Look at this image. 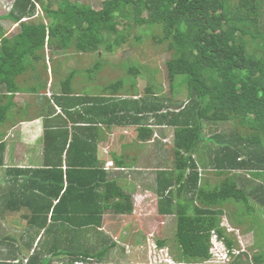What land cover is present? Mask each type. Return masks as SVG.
Returning a JSON list of instances; mask_svg holds the SVG:
<instances>
[{"label": "trees", "instance_id": "obj_1", "mask_svg": "<svg viewBox=\"0 0 264 264\" xmlns=\"http://www.w3.org/2000/svg\"><path fill=\"white\" fill-rule=\"evenodd\" d=\"M62 2L56 10L47 6L49 20L45 23L21 21L33 15L35 3L15 0L9 18L19 22V30L6 37L0 28V86L5 90L0 94V125L10 111L9 102L15 93H38L44 87V80H38L32 71L44 60L47 74V56L51 60L70 53L78 57L97 55L101 50L112 53L125 44L132 46L131 32L136 36V28L161 25V34L154 36L152 42L166 46L170 53L165 61L166 78L174 90L175 77H184L186 100H173L150 87L126 96L119 93L118 82L104 88L101 96L89 95L82 100L93 108L103 101L118 100L123 125L140 124L145 112L147 119L152 117L153 127L172 128V144L167 145L166 153L171 166L159 171L157 194L158 212L176 219L174 242L156 238L155 244L167 245L177 264H205L210 257L212 233L231 251L235 241L221 226L226 204L240 203L248 213L255 211L256 206L264 208V0H103L97 8L90 3ZM26 71L29 76L23 77ZM86 71L90 73L89 69ZM52 73L55 74L53 69ZM74 76L70 72L65 78L57 98L68 115L71 110L67 109H76L79 100L71 97ZM28 79L35 82L23 85ZM138 95L142 99L138 100ZM4 98H8L6 103ZM144 98L146 102L151 100L145 111ZM114 119L109 116L107 121L111 124ZM225 123L231 125L230 129L218 131ZM140 127L137 139L146 141L154 135V130ZM207 128L212 131L208 136ZM203 129L210 144L201 150ZM53 134L49 127L44 129V166L48 169L45 172L52 175L54 184L50 187H54V192L46 207L33 212L30 225L45 226L52 207L51 226L67 222L75 237L84 229L100 227L106 210L116 215L131 214L130 194L117 181L107 180L103 168L91 161L95 150L90 144L74 136L68 142L67 133L55 141ZM3 147L0 143V152ZM198 150L202 153L200 158L195 154ZM64 152L68 163L65 179L61 169ZM56 158L58 163L52 161ZM210 172L218 179L214 185L205 178ZM39 191L47 195L48 186L42 185ZM22 198H26L24 194ZM52 199H57V203L53 204ZM64 206L69 209L63 211ZM51 231L49 226L44 229V233ZM112 245L68 246L74 250L70 257L81 260L70 263L88 264L91 259L102 262ZM259 254L248 257L241 252L230 264H264V257ZM27 264H50V260L35 252Z\"/></svg>", "mask_w": 264, "mask_h": 264}, {"label": "crops", "instance_id": "obj_2", "mask_svg": "<svg viewBox=\"0 0 264 264\" xmlns=\"http://www.w3.org/2000/svg\"><path fill=\"white\" fill-rule=\"evenodd\" d=\"M1 1L2 10L5 12L0 13V20L9 22V25L5 29L0 24V28L4 36L9 37L19 30V22H14L9 18L15 0ZM33 1L35 3L33 15L22 18L21 21L43 20L46 23L49 20L45 13L47 6L51 10H56L63 3V0ZM69 1L93 5L87 0ZM94 7L97 8L99 5ZM82 55L86 54H81L80 58ZM47 60V75L51 73L54 76L52 68L48 65L51 62L49 56H47ZM33 82L35 81L28 79L23 81V85H31ZM54 82L55 79L49 75L45 82H42L44 87L40 88L38 93L22 92V90L15 93L9 102L10 123L6 128L4 126L5 129L2 127L0 129V136H2L0 143L4 145L3 151L0 152V264H27L35 252H39L42 258L50 260V264H71V260L75 262L76 259L70 257L74 250L68 246L74 244L83 245L85 248L90 245L113 244L114 247L101 260L102 262L91 259L88 260V264L90 262L91 264H142L134 262V260L126 262L124 259H132L134 255L137 258L141 253L145 255L146 251H143L145 242L153 230L159 229L160 234L155 231L157 237L167 240L166 233L163 231L168 226L171 227L172 222L173 229L176 225L174 215L158 212L157 186L158 179H160L158 173L171 166H169L170 161L166 154L167 144L164 141L171 136L165 135L166 128L170 127H153L152 117L149 116L147 119L145 112L144 119L139 122L140 124L137 122L123 125L122 119H119V116L122 115V108L121 104H118V100L108 103L103 101L100 104H97L99 102L97 100L95 108L91 103L82 100L83 97L89 95L101 96L102 91L99 93H76L73 91L74 94L72 93L71 97H79V100L76 109H67V112L71 110V115H68L62 107L61 100L57 99L61 95L63 82L59 87ZM4 91V88L0 86V94H3ZM137 99H142V96L138 95ZM7 101L8 98L3 99V103ZM150 103L151 100L146 102L145 99V104L142 107L144 111ZM109 116L115 117L111 124L107 121ZM117 119L120 120L118 124L116 123ZM5 123L6 120L1 125H5ZM139 126L154 130V135L152 134L146 141L137 139ZM47 127L52 134L55 132L56 136L54 134L52 136L55 141L58 138L61 140L67 133L68 142L74 136L76 139L80 138L82 143L87 141V144H90V147L95 150V156L91 158V161H95L103 168L107 180L117 181L130 194L131 214L116 215L106 210L100 227L84 229L81 234L75 237L71 231L72 225L70 224V226L67 222L61 221L51 226L52 207L48 211L45 226H40L42 227L40 228L38 225H30L29 219L32 218L33 212H39L41 208L46 207L48 198L54 192V187L53 190L50 187L54 184L51 181L52 175L45 172L48 169L44 166L46 158L44 129ZM147 132L144 133L147 134ZM83 159L81 158L80 161L84 162ZM52 161L58 163L59 159H52ZM119 163H124V166ZM61 164L65 179L64 172L68 164L65 152L62 155ZM42 185L48 186L49 193L47 195L39 191ZM22 193L26 198H22ZM52 200L53 204L58 201L57 199ZM65 209L64 206L62 210L65 211ZM68 209L67 206L66 210ZM138 220L139 222L144 221L146 225L141 226L138 224ZM226 225L231 227L228 220H225V225L221 226L225 227ZM48 226L52 230L49 234L44 233V229ZM117 228L120 233L114 234ZM237 231L242 238L239 230ZM119 234L129 238L122 242L118 237ZM132 239H135L138 244L136 247L132 246L135 244H132ZM233 239L234 247L239 248L237 238L233 236ZM167 247L165 245L158 248L155 244L156 249L162 248L168 251L169 247ZM57 252H60V255L55 256L54 254ZM83 262L85 264L86 261ZM75 264L80 263L76 262Z\"/></svg>", "mask_w": 264, "mask_h": 264}, {"label": "rangeland", "instance_id": "obj_3", "mask_svg": "<svg viewBox=\"0 0 264 264\" xmlns=\"http://www.w3.org/2000/svg\"><path fill=\"white\" fill-rule=\"evenodd\" d=\"M87 1L92 2L94 6H98L101 5L103 0ZM1 2H3V0ZM2 12H5V10H2V4L0 3V13ZM0 24L6 29L9 25V22L0 20ZM161 31V25L158 24L153 26H145L144 29L138 27L136 28V36L134 35V31L131 32L130 42L132 46L125 44L112 53H107L104 50H101L97 55L86 54L82 55L81 58L78 57V54L70 53L69 55L65 54L66 56L61 55L60 59H51V62L48 63L49 67L52 68L53 71H55L54 76L51 73L49 75L55 79L54 84L59 87L63 80H65V78L70 74V72H74L75 76L72 81V88L76 93H99L104 88L118 82L120 84L119 93L126 96L134 94L136 92V89H138L139 92H143L146 87H150L154 91H158V94H163L168 98H173V100L177 99L180 101H184L187 98V85L185 84L184 77H175L173 81L175 89L173 90L165 74V61L169 58L170 53L165 50V45H158L152 42L153 37L157 34H161ZM44 64L45 62L44 60H42V63L37 65L36 70L32 72H34V76H38V80L42 79V81L44 80L45 82L46 78L49 75L46 74ZM88 69L90 70V73L86 71ZM136 70H138V73L136 72ZM28 72L29 71L24 72L22 76L28 77ZM36 72H38L39 75H37ZM18 81L22 82L20 78L18 79ZM8 113L9 112H7V117L5 119L6 123L5 125H1L0 129L1 127L4 128V126L6 128L10 123L11 119L10 115L8 116ZM230 127L231 125L229 123H225L218 128L220 129L218 131L224 132L221 130H228L230 129ZM208 130L209 129L207 128L205 132V130L203 129L202 136L204 140L200 145L201 150L205 149V145L208 146L210 144L206 140V135L208 136L212 134V131ZM204 132L206 135L204 134ZM213 132L217 133V130H214ZM171 133V129L166 128L165 135L168 136L171 135ZM164 141L167 145L171 146V137H168V139H165ZM198 152L195 153L196 156H198V158H200V156L202 157V153L200 152V150H198ZM205 174L206 172L203 171V176ZM241 177L247 179L245 175H241ZM205 178L208 179L210 185H214L218 180L212 176L211 172L207 173ZM226 206L228 209H225L226 216H224V219H222L221 225L225 224V220H227V218L230 223V217H233V221L230 223V225L232 224L231 227L233 226V229L234 227L239 228L237 230H239L240 234L242 235V238H240L243 244V249L245 250L244 253L247 254L248 257L260 253L259 255L261 257H264V208L256 206L254 207L255 211L248 213L245 211L244 206L240 203L230 201L226 204ZM138 224H140L141 226L144 224L146 225L144 221L139 222V220ZM174 229L172 222V226H168V228L163 231L164 233H166V236L168 238L167 240L171 243L174 242ZM155 231L160 234L159 229H156ZM155 231L153 230L151 235H148L149 237L145 242V248L143 250L144 252L146 251L145 255L141 253L137 258L134 255L132 256V259H124V261L129 262L131 260H134V262L137 263L150 264V259H163L162 254H155L159 251V249L155 248V239L158 238V235L155 233ZM233 232L234 230L229 235L231 237H237V231H235L234 233ZM117 233H120V230L118 228L114 231V234ZM118 237L122 242H124L125 239L129 238L121 236V234H119ZM214 239L215 236H212L211 246L209 249L210 255L211 252L215 251V248L220 249V247L218 246L220 244L219 241L216 242ZM132 244V246L135 247L138 245L136 244L135 239H132ZM170 250L171 249L168 248V254H170ZM165 258L167 259L168 256L165 255Z\"/></svg>", "mask_w": 264, "mask_h": 264}, {"label": "built area", "instance_id": "obj_4", "mask_svg": "<svg viewBox=\"0 0 264 264\" xmlns=\"http://www.w3.org/2000/svg\"><path fill=\"white\" fill-rule=\"evenodd\" d=\"M223 225H225V224H223ZM225 228L228 232H232L234 230L233 228L229 227L228 225H226ZM235 231H237V230H234V232ZM236 235H237L236 238L239 240L238 243L240 242V245H239L240 247L239 248H233L231 251H229V249H227L226 246L224 245L223 241L219 240L215 233H212L211 237L215 236L214 240L216 242L219 241L220 244L218 246L220 247V249L215 248V251L211 252L210 257H209V259H207L205 261V264H230V262L232 261L234 256H236L237 254H239L241 252H245V250L243 249V244H242L241 238H240L241 236L239 235L238 231L236 232ZM155 254H162L163 259H156V260L150 259V262H151L150 264H177L171 259V256H170V254L167 253L166 249L160 248L158 253L156 252ZM165 255L168 256L167 259L165 258ZM164 258H165V260H164Z\"/></svg>", "mask_w": 264, "mask_h": 264}]
</instances>
